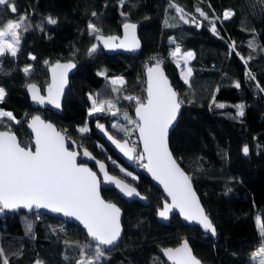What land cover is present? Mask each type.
I'll return each mask as SVG.
<instances>
[{
  "label": "trees",
  "instance_id": "obj_1",
  "mask_svg": "<svg viewBox=\"0 0 264 264\" xmlns=\"http://www.w3.org/2000/svg\"><path fill=\"white\" fill-rule=\"evenodd\" d=\"M14 3L15 14L0 6V25L27 14L31 27L28 31L18 30L16 56L6 53L0 59V86L6 92L0 107L20 121L4 118L11 130L22 143H30L26 122L39 112L106 160L110 171L134 182L150 199L145 204L136 199L127 201L114 188H102L103 196L124 210V234L115 248H104L105 255L95 264H167L156 247L178 244L182 237H188L195 254L208 264H258L259 257L253 259V253L261 246L256 217L264 222V92L256 97L255 85L264 87V0H125L123 6L120 0ZM172 5L183 9L184 19ZM197 8L208 19L200 16ZM225 10L234 13L228 20L223 19ZM93 12L97 16H92ZM48 17L57 23H47ZM127 20L140 24L141 47L135 54L108 53L88 33L91 21L103 35H119ZM213 23L215 34L211 31ZM250 40L255 49L249 47ZM233 42L234 51L230 48ZM93 44L98 49L89 54ZM177 45L194 53L189 61L192 74L188 84L181 78L178 57L170 55L171 47ZM153 57L162 61L182 102L179 121L169 139L171 150L192 177L206 213L216 226L215 236L199 226L184 224L177 214L169 223H161L155 214L164 199L162 191L139 168L120 159L94 132V125L103 121L113 133L132 143L137 141V133L132 131L126 136L113 128L111 120L116 115L112 111L88 115L91 94L98 100H112L119 113L135 117V101L123 97H145L144 70L156 62ZM63 59L73 60L75 71L69 77L60 112L32 107L24 90L26 85L35 82L43 89L49 83L52 64ZM25 67L30 69L27 74ZM248 70L254 72L255 80L247 79ZM100 72H105L107 78L98 75ZM117 75L125 81L123 86L110 83ZM236 81L240 88L234 86ZM113 87L121 90L113 92ZM220 103L225 107H216ZM238 104L244 105L242 117L236 114ZM85 125L89 131L82 134L78 129ZM134 127L128 124L127 129ZM245 145L248 155L242 151ZM112 158L135 169L138 178L121 172ZM94 257L95 242L74 222L39 211L0 213V264H78Z\"/></svg>",
  "mask_w": 264,
  "mask_h": 264
},
{
  "label": "snow or ice",
  "instance_id": "obj_2",
  "mask_svg": "<svg viewBox=\"0 0 264 264\" xmlns=\"http://www.w3.org/2000/svg\"><path fill=\"white\" fill-rule=\"evenodd\" d=\"M125 0H120L123 6ZM0 6L10 10L15 14L17 8L14 0H0ZM178 13H181V19H184L183 9L177 5H172ZM209 7H211L209 5ZM200 16L208 19L205 12L197 8ZM121 15H125L121 13ZM234 13L231 10H225L223 19H230ZM92 16H97L96 12ZM193 22L195 17H192ZM47 23L56 24L57 20L48 17ZM188 23V20H185ZM31 25L28 23L27 14L18 16L15 20H9L6 24L0 25V56L10 53L16 56L20 36L18 30L23 28L28 31ZM88 33L95 40L100 41L105 48H123L126 51H135L140 47L136 38V25L132 23H124L123 39L117 36H104L101 30L93 22L88 23ZM211 31L215 34V23L212 24ZM119 40V43L116 41ZM249 47L255 49L253 40L248 42ZM235 50V42L230 45ZM97 44H93L89 48V54L96 52ZM181 53L179 45H177L170 53L176 58ZM231 54V53H230ZM240 55V53H236ZM185 64L194 58L191 51L183 53L182 57ZM35 59V57H32ZM156 60V57L152 58ZM241 59L244 58L241 56ZM47 64L48 62L45 61ZM161 60L147 68V88L146 97L141 99L135 96H124L123 99L135 101V116L133 120L127 112L123 113L124 120L129 124H133L134 129H127L116 123L112 124L113 128L122 131L126 136H130L132 131L138 130L139 140L143 144L142 152L136 153V147H129V140L125 139L121 142L109 135L104 125L97 123V128L107 135L108 139L126 156L129 160H138L141 166L151 173L153 179L163 185L167 196L171 198V203L164 202L163 208L159 210L158 215L164 219H168L169 213L178 210L179 214L189 223H196L203 228L206 233L216 235V228L204 208L200 204L199 197L192 186V177L185 173L180 167L177 160L173 157L168 147L169 130L173 127L177 119V114L181 107V101L178 94L170 85L167 77L161 69ZM177 67H180L179 60L176 61ZM245 65L248 61L244 60ZM75 67V64L69 62L60 64L57 62L51 67L52 79L46 88L47 95H41V90L35 84L27 85L31 93L32 100L40 105L50 104L59 109L61 107L60 98L63 95L64 87L67 83L68 71ZM25 74L30 69L25 67ZM192 74L191 68L187 69V74L181 72V78L185 84L189 83V77ZM249 80H255V75L250 71H246ZM98 75L106 76L105 72ZM110 83L115 86L117 84L123 86L125 81L122 77L111 78ZM236 88H240V82H234ZM261 92L264 87L256 85ZM121 89L113 87V92H119ZM6 92L0 87V102H3ZM99 95V94H97ZM89 100L92 106L88 110V115L105 111V107L109 111L116 108L112 100L95 99L90 94ZM215 102V101H214ZM218 108H224L223 103L216 104ZM237 115H244V105L235 106ZM119 109L112 112L117 115ZM7 121L20 123L13 113L0 109V212L5 209L16 210L25 208L31 211L35 209H46L54 213H62L63 216L79 221L86 229L87 236L95 242V257L87 261H79L78 264H95L101 257L105 255V251L101 246L113 247L117 245L121 237V210L114 203H110L102 199L100 195V181L97 173L93 171L86 163H79L78 156L80 153L70 150V145L66 144L65 135L57 131L53 124L44 121L39 115L31 117L28 128L34 134L30 143H22L16 134L11 130V124ZM80 133H87L89 128L87 125L78 129ZM245 155H248L249 148L245 145L242 149ZM136 153L134 156L133 154ZM83 156L91 157V154L85 150ZM113 164L116 162L113 160ZM99 170L104 174L105 182L114 185L123 196L126 197H144L140 196L137 189L130 184L115 176L109 175L104 163L96 161ZM121 172L125 169L121 168ZM134 180L136 177L131 172L126 173ZM256 223L259 228L261 237V246L253 253V259L259 257L258 264H264V222L261 217H256ZM30 230V226H29ZM63 230V229H61ZM67 243V242H66ZM91 247V245H87ZM164 256L167 257L172 264H201L193 254L187 239L175 248H165L162 250ZM7 264V261H5Z\"/></svg>",
  "mask_w": 264,
  "mask_h": 264
},
{
  "label": "water",
  "instance_id": "obj_3",
  "mask_svg": "<svg viewBox=\"0 0 264 264\" xmlns=\"http://www.w3.org/2000/svg\"><path fill=\"white\" fill-rule=\"evenodd\" d=\"M125 23H132V24H135V25H136L135 35H136L137 40L139 41V44H141V37H140V35L138 34L140 24H139L138 22H134V21H132V20H127ZM123 24H124V23H123ZM123 24H122V28H121L120 34L118 35L121 39H123V36H124ZM104 36H113V35H111V34H105ZM116 43H119V40H117ZM101 44H102V43H101ZM102 46H103V44H102ZM103 47H104V46H103ZM140 47H141V46H140ZM140 47H139V48H140ZM104 48H105V47H104ZM139 48L136 49L135 51H131V52H130V51H126V50L123 49V48H113V49L105 48V49H106V51H107L108 53L122 52V53H124V54H127V53H129V54H135V53L138 52ZM57 62H59L60 64H66V63H69V62L75 64V62H74L73 60L63 59V60L56 61L55 63L52 64V66L55 65ZM155 63H156V62L150 63L149 65L146 66V68H145V70H144V76H145V79H146V82H145V89L147 88V68L150 67V66H152V65H154ZM52 66H51V67H52ZM74 69H75V67L72 68V69H70V70L68 71V74H67V83H66V85H65V87H64L63 95H62L61 98H60V104H61V107H60L59 109H57V108H55V107H53L52 105L47 104V103L44 104V105H40V104L35 103V102L32 100V98H31V93L29 92V90H28V88H27V85H29V84H35V85L41 90V95H45V96H46V95H47L46 88H47L48 84L51 83V79H52L51 68H50V70H49V71H50V76H49V81H48L49 83H48L43 89H41L40 86L38 85V83H35V82H32V83L30 82V83H28V84L26 85V87H25L24 90H25V93L28 94L30 105H32V107L34 106L35 108H38V109L49 108V109H51L53 112H54V111H55V112H60V110H61V108H62V105H63L62 102H63V99H64V95H65V93H66L65 90L67 89L68 84H69V81H68V80H69L70 75L74 73V71H75ZM161 69H162L164 75L167 77V79H168L170 85L172 86V88L174 89V91L177 92L176 87H174L173 83L170 81V78L167 76V73H166V71H165L164 66L161 65ZM177 94H178V92H177ZM146 95H147V93H146V91H145V97H146ZM145 97H144V98H145ZM144 98H143V99H144ZM178 99L180 100L179 95H178ZM135 106H136V105H135ZM135 106H134V108H133L134 115H135ZM182 109H183V108H182V104H181L180 110H179V112H178V114H177V119H176V121L174 122L173 127L170 128V130H169V135H168V147H169V150L171 151L173 157H174L176 160H177V158H176V156L174 155V153H173L172 150H171L169 139H170V135H171V133H172L174 127L176 126V124H177L178 121H179V115H180ZM35 115H39V116L41 117V119H43L44 121L53 124L57 131H59V132H61L62 134L65 135V138H66V144H67V145H70V150H74V151H77L78 153H80V155L78 156V162H79V163H86V164L88 165V167H90L93 171H95V172L97 173L98 179H99V181H100V195H101L102 199H104V200L107 201V202L114 203L118 208H120V210H121L120 223H121V229H122V231H121V237H120V240H119L118 243H117V245H118V244L122 241L121 239L123 238V234H124V229H123V224H122V221H123L122 218H123V215H124V210H123V208H121V206H120L117 202H115V201H113V200H112V201H109L107 198H105V197L103 196V194H102V188H111V189L114 188L115 191L119 194V196L122 197V198H124V199L127 200V201H134V199H136V200H139L140 202H142L143 204H145V203H149V202H150L149 197L146 196L145 193L140 192L138 186H136L134 182H131L130 180H128V179L125 178L124 176H120V175H118V174H116V173L110 171V170H109V166H108L106 160H104V159L101 158V157L99 158L98 156L94 155V153H93L89 148H87V147L81 145V144H80L78 141H76L74 138H72L71 136L65 134V133H64V132L58 127V125H56V124H55L52 120H50L49 118H46L45 116H43L41 113H39V112H34V113L28 118V120H27V122H26V126H27V128H28V123H29L30 120H31V117H32V116H35ZM135 117H136V116H135ZM97 123L104 125V127H105L107 133H108L109 135H112L115 139L120 140L121 142H123L125 139H128V138H126V137H121V136L119 137L118 135H116L115 133H113V132L110 130V128H108L107 123H105V122H103V121H98V122H96V124L94 125V132H95L96 134L100 135V136L104 139V141L106 142V144H108L109 146H111L112 149L115 151V153L118 154L119 158L122 159L127 165H129V166L135 165V164H134L135 162H136V163H146V162H147L146 160L143 161V162H140V161L135 160V159H133V160H129L128 157H126V156H125V155H124V154H123V153H122V152H121V151H120V150H119V149H118V148H117V147H116V146H115V145H114L109 139H108L107 135H105L104 132H102L99 128H97ZM0 130H3V127H1ZM28 130H29V132H30V134H31V137H32L31 141H32V140H33V136H34V134L31 133V130H30L29 128H28ZM12 131L15 133V131H14L13 129H12ZM135 132L137 133V141L134 143V145H135V147H136V153H139V152H142V150H143V144H142V142L139 140V132H138V130H136ZM15 134H16V133H15ZM16 136H17V134H16ZM17 137H18V136H17ZM18 139H19V137H18ZM19 140H20V139H19ZM132 146H133V143L129 141V147H132ZM85 150H87V151L91 154V157H94L95 159H92V158H89V157H85V156H83V152H84ZM136 153H134L133 155L135 156ZM97 160L105 164V166H106V170L108 171L109 175H111V176H115V177H117L118 179L123 180L125 183L130 184L131 186L135 187V188L137 189V191L140 193V196H141V197H144V199H141L140 197H131V198H130V197L123 196V194L120 193L119 190L116 189L114 185H109V184H107V183L105 182L104 174L99 170V167H98V165L96 164V161H97ZM90 162L93 163L95 167L91 166V165H90ZM177 162H178V160H177ZM178 163H179L180 167L185 171V173L188 174V175H190V174L187 172V170H185V169L183 168V166L181 165V163H180V162H178ZM140 172H142V173H144L145 175H147V176L151 179L152 184H153V185H156V186L162 191V193H163V195H164V199L162 200L161 205L158 206V208H157V210H156V214H155V217H157V219H158L161 223H164V224L169 223L170 220H171V218H172L171 216H172L173 214H177V216H180L181 221H182L184 224H186V225H196V226H199V225L196 224V223H189L188 221H185L184 218L179 214L178 210L169 213V217H168V219H164V218L160 217V216L158 215L159 210H161V209L163 208V204H164L165 201H167L168 203H171V198L167 196V193L164 191L163 185L159 184L158 181H156L155 179H153L151 173L147 172V170L144 169L143 167L140 168ZM192 186H193V189H194V191L196 192L197 196L199 197L200 204L202 205V207H203L204 210H205V207H204V205H203L202 202H201L200 194L197 192V190H196V188H195V184L193 183V180H192ZM20 209H22V210H24V211H26V212L29 211L28 209H25V208H20ZM5 211L13 212V211H16V210L5 209L4 212H5ZM31 211H37V212L39 211V212H42V213L47 214V215L50 214V215H53V216L61 217V218H62L63 220H65V221H68V222L71 221V222H74V223L78 224V225H79V226H80V227L86 232V229H84L83 225L80 224L79 221H76V220H74V219H72V218L65 217V216H63L62 213H54V212H51V211L46 210V209H35V208H33ZM205 213H206V210H205ZM206 214H207V213H206ZM207 215H208V214H207ZM208 217H209V219L212 221V219H211V217H210L209 215H208ZM212 223H213V222H212ZM213 224H214V223H213ZM214 226H215V225H214ZM199 227H201V226H199ZM201 228H202V227H201ZM215 228H216V226H215ZM202 230H203V228H202ZM203 231H204V230H203ZM204 232H205V231H204ZM86 233H87V232H86ZM216 233H217V231H216ZM209 234H211V233H209ZM88 238H89V240H91L90 237H88ZM185 239H187V241H188V244H189V246H190V248H191V250H192V254H193V255H194L199 261H201V264H208V263L204 262L201 258H199V257L195 254L194 249L192 248V246H191V244H190V242H189L188 237H182V239L179 241V243H178V244H175V245H171V244H168V245H161V244H159V245L156 247V250L159 251V253L161 254V256L163 257V259L166 261L167 264H172V261H169V260L167 259V257L164 256L162 250L165 249V248H175V247H178V246L183 242V240H185ZM91 241H92V240H91ZM92 242H93V241H92ZM117 245H115V246H117ZM115 246H113V247L101 246V247H102L103 249H104V248H106V249H113V248H115Z\"/></svg>",
  "mask_w": 264,
  "mask_h": 264
},
{
  "label": "rangeland",
  "instance_id": "obj_4",
  "mask_svg": "<svg viewBox=\"0 0 264 264\" xmlns=\"http://www.w3.org/2000/svg\"><path fill=\"white\" fill-rule=\"evenodd\" d=\"M115 36H117V37H119L118 36V34L117 35H115ZM183 53H185L183 50H181V53L180 54H178L177 55V60H179V63H180V65H182V69H181V72L183 71V72H185V74H187V69L188 68H191V66L189 65V61L187 62V64H185V61H184V59L182 58L183 57ZM1 57L2 56H0V59H1ZM176 60V61H177ZM191 70H192V68H191ZM116 77H121L120 75H117V76H115L114 78H116ZM0 87H2V86H0ZM3 88V87H2ZM92 106V103H91V105H90V107ZM89 107V108H90ZM0 109H3L2 107H0ZM118 108H113L111 111L112 112H114V111H116ZM3 110H5V109H3ZM89 110V109H88ZM5 111H7V110H5ZM109 110L107 109V107H105V111H103V112H108ZM101 113V112H100ZM118 114L115 116V118L114 119H112L111 120V122H112V124L113 123H116L117 125H119V126H123V127H125V128H127V126H128V124L129 123H127V121L126 120H124V118H123V114L122 113H119V112H117ZM93 115H98V113H94ZM130 117H132V116H130ZM121 118H123V120L121 121ZM87 127L89 128V126L87 125ZM129 129V128H128ZM119 132V131H118ZM120 132H122V131H120ZM124 133V132H123ZM132 135V134H131ZM130 135V136H131ZM115 161L116 163H115V165H117L118 167H119V169H121V168H123V169H125V171L123 172V173H127V172H131L132 174H133V176L134 177H136V179L138 178V175H137V173H136V171H135V169H130V168H128L126 165H123L122 163H120L119 162V160L118 159H116V158H112V161ZM135 165V168H141L142 166H141V163H134ZM131 177V176H130ZM132 178V177H131ZM91 259V258H90ZM88 259H84L83 261H87Z\"/></svg>",
  "mask_w": 264,
  "mask_h": 264
},
{
  "label": "built area",
  "instance_id": "obj_5",
  "mask_svg": "<svg viewBox=\"0 0 264 264\" xmlns=\"http://www.w3.org/2000/svg\"><path fill=\"white\" fill-rule=\"evenodd\" d=\"M174 49H175V46L171 47V51H174ZM200 68L203 69L204 66H202V67H200ZM252 73L254 74V72H252ZM247 79H248V78H247ZM248 80H249V79H248ZM255 88H256V92H255V94H256V97H258L259 94H261V93H260V89L257 88L256 85H255ZM263 94H264V93H263ZM132 119L135 120L136 117H132ZM133 126H134V125H133ZM0 213H1V212H0Z\"/></svg>",
  "mask_w": 264,
  "mask_h": 264
},
{
  "label": "crops",
  "instance_id": "obj_6",
  "mask_svg": "<svg viewBox=\"0 0 264 264\" xmlns=\"http://www.w3.org/2000/svg\"><path fill=\"white\" fill-rule=\"evenodd\" d=\"M181 50H183L184 52H188V51H191V52H192V50H187V49H182V48H181ZM190 60H191V59H190ZM190 60H189V61H190Z\"/></svg>",
  "mask_w": 264,
  "mask_h": 264
}]
</instances>
